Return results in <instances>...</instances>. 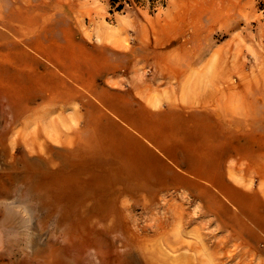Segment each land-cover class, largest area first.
<instances>
[{
  "label": "rangeland",
  "instance_id": "obj_1",
  "mask_svg": "<svg viewBox=\"0 0 264 264\" xmlns=\"http://www.w3.org/2000/svg\"><path fill=\"white\" fill-rule=\"evenodd\" d=\"M62 1L78 9L70 17L79 35L109 43L98 30H122L128 52L136 51L119 71L125 86L134 75L145 81L162 79L155 51L166 54L160 57L164 62L174 65L181 59L183 68L190 70L198 69L190 66L195 61L205 60L202 69L207 75H222L223 90L239 86L240 152L248 154L240 156L231 182L247 196L237 190L236 202L221 196L233 209L231 220L223 219V204L215 203L218 211L206 210L200 196L181 189L133 196L122 194L124 189L112 184L114 180L89 184L88 179H75L71 189L51 183V178L64 175L61 167L72 168L71 147L61 137L69 138L70 131L84 125L73 112L79 105L50 99L51 83L25 82L15 66L0 67V148H7L0 153V197L26 206L40 229L36 237L29 220L19 227L14 211L6 213L0 202V259L6 264H41L34 255H47L53 246L56 256L70 264H264V0H166L156 10L147 2L135 10L114 12L108 0ZM0 9L5 22L1 4ZM53 32L63 33L60 27ZM24 47L37 57L34 73L46 65L54 69L45 54L26 43ZM39 86L46 97H40ZM27 100L30 108L23 111ZM18 127L28 133L40 130V145L21 143ZM38 165L45 182L40 193L23 180ZM78 224L89 232L76 234L73 226Z\"/></svg>",
  "mask_w": 264,
  "mask_h": 264
},
{
  "label": "crops",
  "instance_id": "obj_2",
  "mask_svg": "<svg viewBox=\"0 0 264 264\" xmlns=\"http://www.w3.org/2000/svg\"><path fill=\"white\" fill-rule=\"evenodd\" d=\"M0 4L4 12L11 7L18 10L12 19L6 18L11 26H4L6 21L0 18V67L15 66L17 75L26 76L25 82L51 83L50 99L79 105L73 112L84 125L70 131V143L68 136L61 137L71 146L70 166L76 179L87 178L89 184L114 180L112 184L124 189L122 194L133 196L181 189L200 196L209 211H218L215 203L223 204V195L230 202L237 201L236 190L247 196L231 182L240 156L248 154L240 152L238 85L223 90L222 75H207L202 69L205 60L195 61L190 66L198 69L190 70L183 68L181 59L171 65L160 59L165 53L155 51L162 79L145 81L134 75L125 86L119 71L136 51L128 52L122 30H98L104 41L111 42L96 43L71 28V12L78 10L72 3L11 0ZM57 27L63 31L60 36L53 32ZM25 43L45 54L54 69L46 65L38 75L34 73L37 57ZM39 92L46 97L43 87ZM109 162L119 167L111 168ZM224 207L223 219L233 220V209ZM260 207L264 208L263 201Z\"/></svg>",
  "mask_w": 264,
  "mask_h": 264
},
{
  "label": "bare ground",
  "instance_id": "obj_3",
  "mask_svg": "<svg viewBox=\"0 0 264 264\" xmlns=\"http://www.w3.org/2000/svg\"><path fill=\"white\" fill-rule=\"evenodd\" d=\"M2 8H4L2 6ZM1 11V9H0ZM18 10H16L14 7L13 9H10L6 12V18L8 17L9 19H12L16 13H17ZM44 14V13H43ZM8 22V21H7ZM11 22V21H10ZM29 23V22H28ZM8 26H10L9 23H7ZM3 62V61H2ZM231 87V86H230ZM233 88V86H232ZM69 93V92H68ZM240 94V93H238ZM39 96V95H38ZM58 96V95H57ZM33 98V97H32ZM55 98V97H54ZM259 98V97H258ZM29 102L30 100H27V101H24L23 104H22V109L23 111H26L30 108V105H29ZM227 106V105H226ZM5 131V130H4ZM15 133L17 134V137L18 139L21 140V143H23L24 145L25 144H33V145H37L39 144L40 145V135H41V131L40 130H36V132L34 133H28L27 130H25V128L23 129H18L15 131ZM2 134V132H1ZM72 134V133H71ZM10 135V134H9ZM98 138V137H97ZM100 138V137H99ZM17 139V140H18ZM71 139L69 138V140L67 142H69ZM11 141V140H10ZM13 141V140H12ZM65 142V141H64ZM70 143V142H69ZM10 144V143H9ZM8 144V145H9ZM13 144H16L13 142ZM11 145V144H10ZM73 145V144H72ZM9 147V146H8ZM71 147V146H70ZM73 147V146H72ZM5 148L6 146H2L0 148V153L2 152H5ZM11 148V147H10ZM7 149V148H6ZM96 151V150H95ZM70 154H71V151H70ZM17 155V154H16ZM10 156V154H9ZM80 156V155H79ZM23 157V155L21 156ZM128 157V156H126ZM150 157V156H149ZM28 158V157H27ZM119 158V156H118ZM117 159V158H115ZM28 160V159H27ZM152 160V159H151ZM119 161V159H118ZM12 162V161H11ZM31 162V161H30ZM38 162V161H37ZM36 162V163H37ZM80 162V161H79ZM84 162V161H83ZM104 162V161H103ZM150 162V160H149ZM29 163V162H28ZM33 163V162H32ZM35 163V165H36ZM40 163V162H39ZM52 163V162H51ZM54 163V162H53ZM77 163V161H76ZM97 163V162H96ZM95 163V164H96ZM92 164V163H91ZM97 164H100V163H97ZM106 164V162H105ZM14 165V164H13ZM34 165V164H33ZM52 165V164H51ZM57 165V164H56ZM44 166V165H43ZM53 166V165H52ZM104 166V165H103ZM109 166L111 168H114V167H119L118 164L116 166H114V162H109ZM20 167V166H19ZM100 167V166H99ZM108 167V166H107ZM10 168V167H9ZM48 168V167H47ZM55 169V168H54ZM61 169H63V172H64V175L59 174V175H56L55 178H51L50 179V182L51 183H56L57 185H60L61 187H64L66 189H71V183L76 179L75 177V174L76 172L74 170H65L64 167H61ZM109 169V168H108ZM26 172V171H25ZM18 173V172H17ZM23 173V172H22ZM102 173V172H101ZM106 173V172H104ZM15 174V173H14ZM100 174V173H99ZM101 176H103V174H100ZM10 176V175H9ZM110 176V174H109ZM44 179L43 177V174H42V169H41V166L38 165V167L36 168V170H34L33 172H29V173H25L24 177H23V180L24 182L26 183V185L28 186V188L34 190V191H37L38 193H40V190L42 188H44V183L42 182ZM87 179V178H86ZM94 180V179H93ZM96 180V178H95ZM161 180V179H160ZM162 182V181H161ZM159 196V195H158ZM77 200V199H76ZM0 202H4V205L6 206V209H5V212L7 213L8 210H13L14 211V215H15V222L19 224V227H23V226H26L28 220L32 223L31 226L28 225L30 227V233L34 236H39L40 234V229L36 223V221L33 219L34 217H32V215L30 216L29 212H28V209L26 206H23L21 205L20 203H18L16 200H12V201H8L6 197H0ZM83 209V208H82ZM80 210V209H79ZM89 212V211H88ZM11 213V212H10ZM87 213V212H86ZM98 214V213H97ZM86 216V214H84ZM87 217V216H86ZM14 218V217H13ZM85 219V217H84ZM87 219V218H86ZM91 219V217H90ZM84 221V220H83ZM95 221V220H94ZM93 222V221H92ZM23 224V225H22ZM93 225V224H91ZM75 230H78L76 232V234L78 235H82V234H86L89 232V230H87L86 228V225H81V224H78V225H75L73 226ZM33 228V229H32ZM98 228V227H97ZM159 232V231H158ZM157 232V233H158ZM168 233V232H167ZM165 234V233H164ZM169 235V233H168ZM86 236V235H84ZM157 236V235H156ZM167 236V235H166ZM158 237V236H157ZM87 242V241H86ZM90 243V242H89ZM92 245V244H91ZM94 246V245H93ZM57 249L53 246H51V248L49 249L47 255H41V254H35L34 256H36V260H38V262H40L41 264H70L68 261H66L64 258L62 257H58L56 256L55 254V251ZM147 252V251H145ZM147 255V254H146ZM149 255V254H148ZM35 260V261H36ZM33 262V261H32ZM106 262V261H105ZM107 263V262H106ZM0 264H6V261L5 260H1L0 259ZM20 264H26V262H22Z\"/></svg>",
  "mask_w": 264,
  "mask_h": 264
},
{
  "label": "trees",
  "instance_id": "obj_4",
  "mask_svg": "<svg viewBox=\"0 0 264 264\" xmlns=\"http://www.w3.org/2000/svg\"><path fill=\"white\" fill-rule=\"evenodd\" d=\"M110 4V11H122L128 9H137L141 5L149 2V7L156 10L158 6L165 5L166 0H108Z\"/></svg>",
  "mask_w": 264,
  "mask_h": 264
}]
</instances>
